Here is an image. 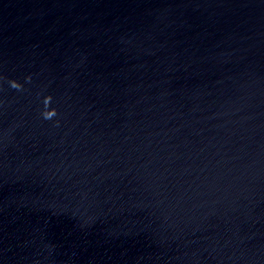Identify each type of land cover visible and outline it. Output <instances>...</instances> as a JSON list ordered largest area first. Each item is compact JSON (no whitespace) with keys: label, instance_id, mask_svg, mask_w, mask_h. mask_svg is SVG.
Here are the masks:
<instances>
[{"label":"water","instance_id":"obj_1","mask_svg":"<svg viewBox=\"0 0 264 264\" xmlns=\"http://www.w3.org/2000/svg\"><path fill=\"white\" fill-rule=\"evenodd\" d=\"M0 264H264V0H0Z\"/></svg>","mask_w":264,"mask_h":264}]
</instances>
